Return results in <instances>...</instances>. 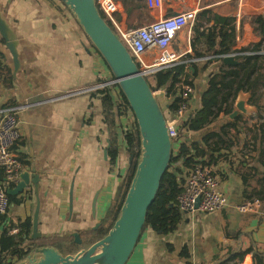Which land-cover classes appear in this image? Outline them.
Wrapping results in <instances>:
<instances>
[{"label": "crops", "instance_id": "obj_1", "mask_svg": "<svg viewBox=\"0 0 264 264\" xmlns=\"http://www.w3.org/2000/svg\"><path fill=\"white\" fill-rule=\"evenodd\" d=\"M117 1L118 17L128 28L155 20L146 8V0ZM164 2L165 15L181 7L200 10L194 25L177 32L168 48L169 52L184 57L203 58L186 64L182 76L195 88L186 114L188 118L201 107L210 75L225 64L217 57L205 58L218 56L215 52L224 42L229 46L236 39L243 41L240 49L264 40L254 21L257 16L264 17V2L257 15L241 14L237 0ZM0 11L18 42L16 67L0 34V107L34 103L19 114L22 138L13 152L27 171L32 173L34 169L40 178L38 228L42 237H68L76 233L81 237L100 226L119 198L132 163L133 155L125 137L131 119L119 115L120 87L109 86L112 98L98 93L99 90H91L48 101L68 90L111 80L112 70L72 9L61 0H0ZM156 90L160 92V105L164 106L166 116H172L175 112L169 106L177 93L170 94L165 87ZM178 90L177 84L175 91ZM258 95L257 105L245 91L232 103L242 113L236 104L241 96H246L251 113H242L244 117L238 130L226 128L229 132L226 146L208 148L203 140L208 130L189 132L177 141L178 144L197 143L193 149L195 159L221 176L220 188L228 196V206L214 212L182 213L183 220L173 233L163 234L148 227L126 264H254V253H264V201L259 212L242 213L236 209L240 202L264 197L260 193L264 186V86ZM234 113L221 116L220 122L213 123L209 129H219ZM243 143L248 151L242 149ZM112 152L118 155L117 159H111ZM177 165L187 174V183L193 167L187 168L181 161ZM2 171L0 168L1 175ZM244 173L250 174L247 182L243 179ZM13 194L25 200L11 203L8 219L0 225V239L6 226L33 217L37 206L33 183ZM185 245L189 258L180 255ZM238 254H244L242 259ZM25 260L7 261L23 264Z\"/></svg>", "mask_w": 264, "mask_h": 264}, {"label": "trees", "instance_id": "obj_2", "mask_svg": "<svg viewBox=\"0 0 264 264\" xmlns=\"http://www.w3.org/2000/svg\"><path fill=\"white\" fill-rule=\"evenodd\" d=\"M103 17L114 29L109 20L105 16ZM254 21L257 23L258 30L264 36V17L257 16ZM229 51L230 47L224 42L216 50L215 54L224 55L228 54ZM248 51L259 53L239 55L236 57L239 61L237 65L226 68L227 66L223 64L224 66L218 72L212 73L209 78L208 88L202 95L201 107L195 111L193 116H188V118L179 124L178 135L172 139L173 153L168 170L165 172L161 181L159 192L148 210L142 234L148 227H152L155 231L163 234L173 233L178 229L183 220L184 216L178 207V196L184 189L187 174H185L184 170L177 165V162L181 161L184 163L185 167L192 168L194 164L197 163L195 155L193 154V149L197 143L184 141L179 143L177 147L174 146V143L181 137L188 136L189 132L208 130L206 135L203 137V140L208 148L214 150L219 145L226 146L227 139L229 138V132L226 128L233 127L238 130L241 126L242 117H244L243 114L238 112L232 104L236 100L238 94L245 91L250 94V100L253 101L255 105L259 102L260 96L258 95V92L264 86V72H262V69L264 68V40L262 42L242 47L236 52L242 53ZM223 58L224 57L222 56L217 57V59L222 61ZM186 68L187 65L185 63H180L163 71L152 74L146 79L152 90L165 87L168 93L171 94L174 92V94H176L177 91H175V87L182 80V76L185 74ZM111 88L106 86L97 90H99L98 93H101L108 98H112ZM119 98L120 99L117 101L119 115L122 117L127 115V117H130L131 119V126L128 128L125 137L127 147L131 151L133 159L124 182L123 190L119 198L113 202L106 215L101 220L100 226L95 230L81 234L82 243L78 244L75 241L74 236H41L37 239H30L29 236L32 232V217H28L24 221H13V223L4 228L0 239V264H10L7 260L12 258L23 260L27 258L30 252L36 248L51 247L53 249H59L63 253L84 249L94 242L106 237L114 228L135 178L140 157L143 152L142 136L139 125L126 96L121 90V87ZM178 101V96L174 97L173 102L169 106L171 111L175 112L178 107ZM233 111H235V115L231 120L228 119L226 122H222L221 127L217 130L209 129L213 123L220 122L221 116L229 115L233 113ZM209 139H215V141L209 143ZM117 156L118 155L115 152L111 153L112 160L117 159ZM20 161L23 163L21 159ZM3 174L4 171H2V175ZM249 175L250 174L247 173L242 174L245 182H247V177ZM15 186V184H11L9 188L10 202L22 203L25 198H17V196L11 192ZM260 193L264 194V186L261 188ZM259 199L264 201V197ZM7 219V214H0V225ZM13 228H19V231L13 233ZM180 255L184 258L190 257V253L186 245L183 247ZM238 255V257L242 259L244 254ZM236 256L237 255L231 256V258ZM187 264L191 263L188 262ZM220 264L227 263L222 262ZM254 264H264V253L259 251L254 253Z\"/></svg>", "mask_w": 264, "mask_h": 264}, {"label": "water", "instance_id": "obj_3", "mask_svg": "<svg viewBox=\"0 0 264 264\" xmlns=\"http://www.w3.org/2000/svg\"><path fill=\"white\" fill-rule=\"evenodd\" d=\"M69 6L79 20L92 44L101 53L118 80L139 125L142 136V155L131 188L127 194L120 216L110 233L88 247L68 253H61L51 247L36 248L23 261V264H126L135 250L150 206L159 192L162 178L168 170L173 141L168 133L167 118L160 102L155 98L147 79L140 73L130 51L107 23L96 6V0H61ZM0 34L11 51L15 66L18 67L16 34L0 11ZM225 64L237 65L232 56L223 58ZM245 115L251 113L246 105V96H241L236 104ZM39 175L33 169L21 173V181L16 190H24L34 184L37 206L32 217L30 239L42 236L39 230L40 201ZM96 201V198H95ZM200 205L197 200L196 208ZM98 227V226H96ZM75 241L82 243L78 233Z\"/></svg>", "mask_w": 264, "mask_h": 264}, {"label": "built area", "instance_id": "obj_4", "mask_svg": "<svg viewBox=\"0 0 264 264\" xmlns=\"http://www.w3.org/2000/svg\"><path fill=\"white\" fill-rule=\"evenodd\" d=\"M237 2L238 11L241 14L257 15L260 13L264 0H237ZM146 5L147 10L155 20L130 29L122 24L118 17L119 5L117 0H96L99 12L113 25L116 34L130 51L140 69V73L145 78L180 63L188 64L203 59L184 57L168 51L169 45L177 32L194 25L200 11L199 8L186 9L181 7L172 10V14L165 15L163 14L165 9L164 0H146ZM255 53L259 52H235L218 56L236 58L242 54ZM218 56H209L205 59ZM113 84L119 85L115 77L111 80L98 82L88 88L68 90L49 98L48 101L68 98ZM178 88V107L172 116H166L168 133L172 139L177 137L179 124L186 119L190 100L195 92L194 86L184 78L178 84ZM153 94L160 102L159 90H153ZM31 105H34V103L6 104L0 107V168L4 171L3 175L0 174V214L2 215L8 214L11 207L10 185H17L21 181V173L27 170L18 155L13 152V147L22 138L19 114ZM242 149L248 151L246 144H242ZM221 181L219 174L213 172L202 162L197 161L190 172L182 193L178 196L179 210L183 214H189L196 210L214 212L224 209L228 206L229 199L220 188ZM199 198L200 205L197 209L196 204ZM262 207L263 202L258 198H252L236 205V209L242 213L259 212ZM17 231H19V228H13V233Z\"/></svg>", "mask_w": 264, "mask_h": 264}, {"label": "rangeland", "instance_id": "obj_5", "mask_svg": "<svg viewBox=\"0 0 264 264\" xmlns=\"http://www.w3.org/2000/svg\"><path fill=\"white\" fill-rule=\"evenodd\" d=\"M241 34L243 35V33H241ZM240 43H243V41H239V40L236 39V42H235V43L233 42L232 44H230V45H229V47H230V51H229L228 54H230V53H235L236 50L238 49ZM224 55H225V54H224ZM160 106H161V105H160ZM161 108H162V111L164 112V114L166 115L167 112H165V110H163V108H164L163 105L161 106ZM174 146L177 147V146H178V143L175 142V143H174Z\"/></svg>", "mask_w": 264, "mask_h": 264}, {"label": "bare ground", "instance_id": "obj_6", "mask_svg": "<svg viewBox=\"0 0 264 264\" xmlns=\"http://www.w3.org/2000/svg\"><path fill=\"white\" fill-rule=\"evenodd\" d=\"M245 264H248V263H245Z\"/></svg>", "mask_w": 264, "mask_h": 264}]
</instances>
